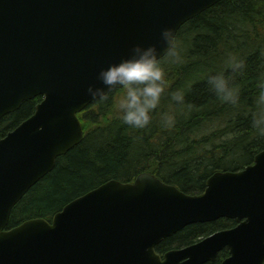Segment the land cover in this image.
<instances>
[{"label": "water", "instance_id": "obj_1", "mask_svg": "<svg viewBox=\"0 0 264 264\" xmlns=\"http://www.w3.org/2000/svg\"><path fill=\"white\" fill-rule=\"evenodd\" d=\"M221 1L0 0V120L42 98L0 138V264H201L224 246L231 256L221 264H264V149L241 170L211 174L200 194L141 172L103 182L50 221L5 229L13 207L83 139L78 113L98 100L87 87L99 69L133 44L158 43L164 27L177 36ZM220 216L239 223L163 259L155 252L186 225Z\"/></svg>", "mask_w": 264, "mask_h": 264}, {"label": "trees", "instance_id": "obj_2", "mask_svg": "<svg viewBox=\"0 0 264 264\" xmlns=\"http://www.w3.org/2000/svg\"><path fill=\"white\" fill-rule=\"evenodd\" d=\"M176 39L183 62L162 57L166 92L150 124L136 129L123 123L118 108L122 89L90 103L78 114L84 132L80 144L58 157L55 168L13 207L8 228L29 218L50 221L70 200L113 178L132 182L137 174L150 172L196 195L211 174L252 163L264 149V136L251 124L256 81L264 75V0H222L188 20ZM230 54L246 61L245 69L231 77L241 90L238 106L222 102L208 83L209 75L226 68ZM181 87L185 103L178 106L170 92ZM41 99L26 100L1 118L0 138L31 116ZM163 112L176 114L174 126H164ZM202 229L198 223L185 226L162 244L184 245Z\"/></svg>", "mask_w": 264, "mask_h": 264}, {"label": "clouds", "instance_id": "obj_3", "mask_svg": "<svg viewBox=\"0 0 264 264\" xmlns=\"http://www.w3.org/2000/svg\"><path fill=\"white\" fill-rule=\"evenodd\" d=\"M165 54L173 63L183 62L171 27L161 29L158 43L133 44L125 57L101 67L96 74L99 83H90L88 94L94 99L108 100L110 92L122 89V95L118 97V108L123 123L136 129L147 127L166 92V71L161 59ZM225 64L224 70L208 76V83L222 102L238 106L241 90L231 77L245 69L246 61L230 54ZM256 89L251 124L257 134L264 136V75L257 79ZM170 96L178 106L184 105L183 87L172 90ZM161 120L165 127L170 128L176 123V114L163 112Z\"/></svg>", "mask_w": 264, "mask_h": 264}, {"label": "flooded vegetation", "instance_id": "obj_4", "mask_svg": "<svg viewBox=\"0 0 264 264\" xmlns=\"http://www.w3.org/2000/svg\"><path fill=\"white\" fill-rule=\"evenodd\" d=\"M203 184H204V189H205L206 188L205 182ZM204 189L199 193H202L204 191ZM197 223L201 224L203 229L200 230V232L198 233V236L196 238H194L195 240L188 241L186 244L180 245V246H177L176 243H174L172 246H169V245L162 244L163 240L165 239V238H163V240L158 245L155 246V252L161 257V259H163L164 258L163 255L167 251L175 250L177 248L178 249L186 248L190 245L198 243V241H200L202 239L209 237V235H212V234L218 233L220 231H224V230H227V231L232 230V228L236 227L239 222L234 218H227V217L220 216L219 218L209 220L208 222H197ZM197 223H195V224H197ZM191 225H194V224H191ZM186 226H189V225H186ZM6 229H8V228H6ZM176 233H174V234H176ZM173 236L174 235H172L170 237H166V238H172ZM215 254L216 255H215L214 259H210V260H208L204 263H201V264H221L222 261L226 260L227 258H229L231 256L230 250L227 246L222 247ZM39 262L41 263V261H39Z\"/></svg>", "mask_w": 264, "mask_h": 264}]
</instances>
